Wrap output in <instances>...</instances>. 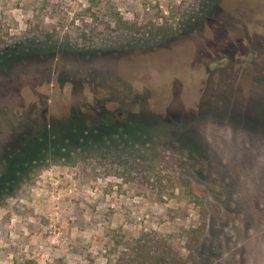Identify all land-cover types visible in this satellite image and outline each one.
Listing matches in <instances>:
<instances>
[{
    "label": "rangeland",
    "instance_id": "rangeland-1",
    "mask_svg": "<svg viewBox=\"0 0 264 264\" xmlns=\"http://www.w3.org/2000/svg\"><path fill=\"white\" fill-rule=\"evenodd\" d=\"M10 49L0 264H264V0H0Z\"/></svg>",
    "mask_w": 264,
    "mask_h": 264
},
{
    "label": "trees",
    "instance_id": "trees-1",
    "mask_svg": "<svg viewBox=\"0 0 264 264\" xmlns=\"http://www.w3.org/2000/svg\"><path fill=\"white\" fill-rule=\"evenodd\" d=\"M45 6H47V5H44V7ZM31 9L34 10L33 7ZM40 9H43V7H41ZM119 23L122 24V22L120 20H119ZM22 51H24V49H22V50L10 49V50L4 51V52H2V55L0 57V62L2 63L3 61L14 58L16 55H18ZM28 51H30V50H28ZM74 123H75V121L71 120V122H69L68 126L72 125ZM81 125H82V122H81ZM51 139H54V138H51ZM10 167L13 168L12 166H10ZM11 168H8V170L5 169V171L6 172L11 171ZM179 181H180V184L184 187V190H185L187 196L191 199V201L195 202V204H197V205H200L201 208L199 210L201 212L202 202L200 201L198 196H196L194 194L192 187L188 183V180L181 178V179H179ZM4 189L5 188L0 187V197H2V198L5 197V195L7 194L6 193L3 195V193L6 192V190H4ZM1 201L2 200H0V202ZM201 213L203 215V211ZM186 231L190 237L191 246H193L197 242V239L200 236V234L202 233V224H199L198 229H188ZM157 235L158 236H155V239L154 238L149 239V238H145V237H143V238L139 237V243H140L139 250H138V252H139L138 256L140 258L139 264H149L150 259H152L155 263H157L159 261V259L160 260L163 259L164 253L167 255L169 253V251L172 250L173 247L172 246H171L172 248L170 247L169 241H167L162 234L158 233ZM152 241H154L153 244L150 243ZM173 249L175 250V248H173ZM149 250H151L152 253H150ZM170 257H172V255ZM114 264H116V263H114ZM117 264H129V263H117Z\"/></svg>",
    "mask_w": 264,
    "mask_h": 264
},
{
    "label": "flooded vegetation",
    "instance_id": "flooded-vegetation-1",
    "mask_svg": "<svg viewBox=\"0 0 264 264\" xmlns=\"http://www.w3.org/2000/svg\"><path fill=\"white\" fill-rule=\"evenodd\" d=\"M216 62H211L210 64H209V67H213V65L215 64Z\"/></svg>",
    "mask_w": 264,
    "mask_h": 264
}]
</instances>
